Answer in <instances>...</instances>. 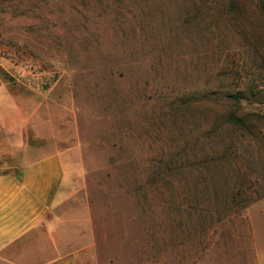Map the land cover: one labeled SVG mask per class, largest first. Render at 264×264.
I'll return each instance as SVG.
<instances>
[{"label": "rangeland", "instance_id": "rangeland-1", "mask_svg": "<svg viewBox=\"0 0 264 264\" xmlns=\"http://www.w3.org/2000/svg\"><path fill=\"white\" fill-rule=\"evenodd\" d=\"M235 1L0 0V170L61 156L76 264H264V132L223 117L264 115V0Z\"/></svg>", "mask_w": 264, "mask_h": 264}, {"label": "crops", "instance_id": "crops-1", "mask_svg": "<svg viewBox=\"0 0 264 264\" xmlns=\"http://www.w3.org/2000/svg\"><path fill=\"white\" fill-rule=\"evenodd\" d=\"M0 170V264H76L57 203L64 169L60 155Z\"/></svg>", "mask_w": 264, "mask_h": 264}, {"label": "trees", "instance_id": "trees-1", "mask_svg": "<svg viewBox=\"0 0 264 264\" xmlns=\"http://www.w3.org/2000/svg\"><path fill=\"white\" fill-rule=\"evenodd\" d=\"M230 4V8L233 12H236L237 10V4L235 0H230L229 2ZM239 13V12H238ZM237 13V14H238ZM263 21H264V16H263ZM227 103L228 105H237L240 102L241 97L238 96H228L227 97ZM224 117V124L227 125V127L229 129H236V130H247L249 127V124L255 125V127H257L258 129V133L264 132V115L259 114V113H247V114H243V115H236L233 112H227L226 114L223 115ZM230 157H233V172H234V176L238 177V180L240 178V169L237 167L238 165H236L235 163V158L233 154H231ZM225 198H227L230 201H238L239 197H241V193L239 192V185L238 187L235 189V184L233 185V187H231V189H229L226 194H224ZM221 196L220 194L218 195L217 193H212L210 191V198L213 202V204H215L217 201H220V197H224ZM229 202V201H228ZM239 208H229L228 206H223L221 208H211L208 211V218L212 219L213 216H216L220 213L227 215V213H232L230 215H234V216H240V211Z\"/></svg>", "mask_w": 264, "mask_h": 264}]
</instances>
